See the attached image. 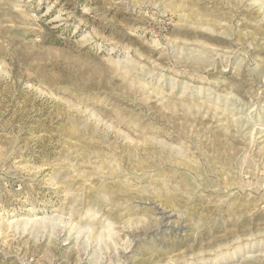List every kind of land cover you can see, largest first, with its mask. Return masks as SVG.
Wrapping results in <instances>:
<instances>
[{
    "label": "rangeland",
    "instance_id": "374dc122",
    "mask_svg": "<svg viewBox=\"0 0 264 264\" xmlns=\"http://www.w3.org/2000/svg\"><path fill=\"white\" fill-rule=\"evenodd\" d=\"M0 264H264V0H0Z\"/></svg>",
    "mask_w": 264,
    "mask_h": 264
},
{
    "label": "bare ground",
    "instance_id": "6f19581e",
    "mask_svg": "<svg viewBox=\"0 0 264 264\" xmlns=\"http://www.w3.org/2000/svg\"><path fill=\"white\" fill-rule=\"evenodd\" d=\"M164 216V215H163ZM222 261V260H221Z\"/></svg>",
    "mask_w": 264,
    "mask_h": 264
}]
</instances>
